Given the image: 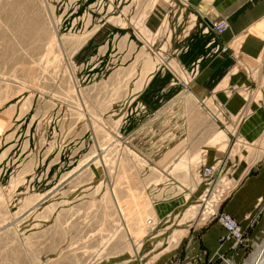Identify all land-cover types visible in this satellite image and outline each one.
<instances>
[{"label":"rangeland","instance_id":"374dc122","mask_svg":"<svg viewBox=\"0 0 264 264\" xmlns=\"http://www.w3.org/2000/svg\"><path fill=\"white\" fill-rule=\"evenodd\" d=\"M154 2L0 0V264H139L148 255L154 262L190 224L210 219L233 187L220 160L209 178L203 166L197 176L195 163L189 167L200 191L190 194L195 184L180 182L187 189H179L178 211L162 218L155 211L165 197L161 178H153L155 166L143 157L156 152L147 141L170 133H135L132 148L118 131L131 107L130 80L138 77L137 91L168 59L156 40L165 23L155 34L143 27ZM259 30L264 39V20ZM257 58L264 60V48ZM250 72L251 86L238 91L248 100L247 113L258 102L264 109V65ZM201 106L214 114L217 131L209 144L225 156L249 154L257 145L264 151V132L246 144L234 113L230 120L209 100ZM163 168L172 173L173 167ZM261 240L264 232L249 252ZM251 256L234 264H252Z\"/></svg>","mask_w":264,"mask_h":264},{"label":"crops","instance_id":"0c3cea01","mask_svg":"<svg viewBox=\"0 0 264 264\" xmlns=\"http://www.w3.org/2000/svg\"><path fill=\"white\" fill-rule=\"evenodd\" d=\"M219 18L228 21V28L216 36L205 20L211 24ZM263 20L264 0H155L146 13L143 27L148 34H155L165 23L163 34H158L156 40H162L167 62L173 65L157 64L135 92L132 88L138 77L130 80L127 104L131 107L124 110L118 131L129 138L132 148L135 133L153 128L156 133H170L169 137L160 135L153 142L147 141V147L156 152L153 157H143L147 164L155 166L153 178H161L158 189L165 197L156 202L160 208L155 211L162 218L178 211L179 189H187L180 182L195 184L190 194L200 191L201 185L195 183L189 166L198 163L199 177L200 166H213L220 160V167L225 168L227 178L234 184L218 203V211L232 216L245 233L242 242L234 246L232 241H219L223 230L213 219L201 226L190 224L185 236L171 242L170 251L153 258L155 263L148 255L139 264H228L229 258L238 263L248 256L250 262V256L262 245L263 240L256 245V251L249 252L254 239L264 232V151L257 145L254 152L231 158L210 145L217 129L211 120L213 110L203 105L209 100L212 107L220 110L219 117L231 120L232 112L241 119L236 132L246 144L251 145L264 132L261 103L247 113L244 108L248 100L238 93L251 86V70L263 69L264 60H257L264 48L259 32ZM221 45L227 50L219 51ZM184 77L189 78L185 86L181 83ZM195 158L198 161L191 163ZM185 164L188 172L179 168ZM166 165L173 167L169 175L163 168ZM178 241L179 246L174 247Z\"/></svg>","mask_w":264,"mask_h":264},{"label":"built area","instance_id":"2783aa9c","mask_svg":"<svg viewBox=\"0 0 264 264\" xmlns=\"http://www.w3.org/2000/svg\"><path fill=\"white\" fill-rule=\"evenodd\" d=\"M228 27V22L225 19H218L211 22V28L215 35H219ZM227 48L225 46L220 47V51H225ZM213 168L211 166L204 167L202 170V175L208 176L212 174ZM210 219H213L222 228V234L219 237V241H232L234 246L240 244L243 240L244 229L232 216L229 214L218 211L215 209L210 213ZM151 220L148 218L145 220L147 227L151 225ZM151 230V229H150ZM223 260V259H222Z\"/></svg>","mask_w":264,"mask_h":264},{"label":"bare ground","instance_id":"6f19581e","mask_svg":"<svg viewBox=\"0 0 264 264\" xmlns=\"http://www.w3.org/2000/svg\"><path fill=\"white\" fill-rule=\"evenodd\" d=\"M204 167H208V166H203V168ZM211 167L213 168L212 174H210L208 176H204L203 175L204 177L209 178L215 173L214 167L213 166H211ZM203 168H202V170H203ZM244 232H245V230H244ZM227 262H228V264L229 263L230 264H234V261L232 260V258H229V260H227ZM252 264H264V241H263L262 245L258 248L257 252L253 254V256H252Z\"/></svg>","mask_w":264,"mask_h":264},{"label":"water","instance_id":"95a60500","mask_svg":"<svg viewBox=\"0 0 264 264\" xmlns=\"http://www.w3.org/2000/svg\"><path fill=\"white\" fill-rule=\"evenodd\" d=\"M205 20V19H204ZM205 22L208 24V25H211L207 20H205ZM224 262V261H223ZM223 264H226L225 262Z\"/></svg>","mask_w":264,"mask_h":264}]
</instances>
